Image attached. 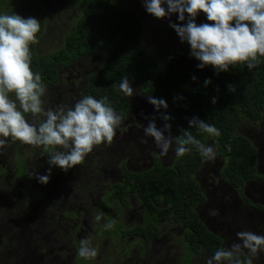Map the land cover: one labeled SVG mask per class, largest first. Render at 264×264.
Segmentation results:
<instances>
[{"label":"rangeland","instance_id":"374dc122","mask_svg":"<svg viewBox=\"0 0 264 264\" xmlns=\"http://www.w3.org/2000/svg\"><path fill=\"white\" fill-rule=\"evenodd\" d=\"M41 1L43 3L35 0L30 5V0H0V14L16 13L40 21L42 34H36L39 38L34 43L37 55L48 54L62 44L79 12L78 6L84 2ZM114 2L137 12L144 25V44L162 62L165 59L162 49L181 47L178 40L168 39L164 33L170 23L180 22L178 14L157 19L146 12L143 0ZM185 16L186 22L187 14ZM195 22L210 23L203 12L197 15ZM102 59L103 52L95 49L88 56L73 60L60 69L58 82L54 86L44 84L46 94L42 99L45 109H67L87 96L86 75ZM128 80L134 94L125 96L118 88L129 102L130 109L126 116L120 115L122 122L116 129L113 141L94 146L82 163L67 171L51 166L47 184L37 180L38 175L47 174L50 168L46 155L50 158L54 150L63 149L60 146H32L7 138L6 146L0 149V264H206L212 257L199 253L188 262V254L184 253L181 240L182 228L174 226L166 217H163L161 224L167 227L164 235L173 244H168L169 241L165 244L154 242L148 245V252L137 249L140 246L137 244L138 247H131L133 249H130L128 256H125L126 242L123 243L125 246L113 247L114 243L119 244L118 239L111 238L110 234L115 233L114 228L106 229V224L112 221L118 223L116 218L126 226L141 222V209L133 199V206L120 211L115 194H112L119 189L116 184L122 182L123 168L142 171L151 167L155 160L169 165L178 158L175 154L177 144L173 138L167 155L161 156L153 138L145 136L144 127L153 119L166 138L171 136L169 131H164V124L167 123L162 119L164 108L157 111L148 102L149 96L142 91L136 79L131 77ZM25 116L30 123L38 124L43 120V117H33L30 113ZM236 132L246 136L256 147L259 159L256 171L258 175H264V113L255 124L241 119ZM205 145L213 147L210 139L206 140ZM21 158L27 161L28 182ZM220 160L216 151L214 159L204 158L196 178L207 201L196 208L208 229L224 238L227 248L239 242L237 233L242 231L264 236V208L259 210L253 207V204L261 203L264 206V183L251 180L252 183L248 182L240 191L219 177L225 185L220 184ZM124 176L128 178L127 174ZM244 197L251 204H247ZM97 216H100L99 220ZM98 235L107 236L99 238ZM85 238H89L91 246L97 249L98 254L94 259L87 260L78 254L80 240ZM246 253L247 250L243 256L248 259ZM244 259L241 260L246 264L247 259ZM253 264H264V252H259L253 258Z\"/></svg>","mask_w":264,"mask_h":264},{"label":"trees","instance_id":"16d2710c","mask_svg":"<svg viewBox=\"0 0 264 264\" xmlns=\"http://www.w3.org/2000/svg\"><path fill=\"white\" fill-rule=\"evenodd\" d=\"M78 11L71 30L56 50L37 55L35 44L30 45L31 69L40 74L43 84L54 86L60 69L100 49L103 52L101 63L85 78L87 96L97 100L107 97L108 105L119 115L126 116L130 104L119 93L118 85L122 78L133 77L149 97L166 101L164 114L171 117L167 123L171 125L170 134L176 144L183 138L182 130H188L204 144L207 139L212 141L222 162L219 177L230 187L240 191L251 180H264V175L256 171V147L246 136L236 132L241 119L255 124L264 113V57L258 56L251 70L246 63L230 66L227 72L217 73L211 65L200 69L197 67L200 62L191 56L187 41L181 42L174 29L167 26L165 37L178 40L181 47L162 49L165 58L162 62L146 48L144 25L136 11L114 0H84ZM37 34H42V29ZM205 79L211 80L206 87ZM229 85L235 87L234 92L229 91ZM213 97L217 98L215 104ZM193 117L215 126L220 135L210 136L197 128L190 129L188 121ZM187 147L191 151L169 165L155 160L142 171L123 168L122 182L116 184L119 189L112 194L120 211L133 206V199L141 209L142 222L126 226L116 219L118 223H114L115 233L110 234L111 238L136 236L148 246L159 234L157 224L162 215L182 228L181 240L184 253L189 256L188 262L193 255L213 256L218 249L225 248L224 238L208 229L197 211L196 206L206 200L196 178L204 157L193 146ZM46 156L48 160L49 155ZM22 169L27 172L25 167ZM253 207L264 208L261 204H253ZM239 259L247 257L241 255Z\"/></svg>","mask_w":264,"mask_h":264},{"label":"clouds","instance_id":"9594fccd","mask_svg":"<svg viewBox=\"0 0 264 264\" xmlns=\"http://www.w3.org/2000/svg\"><path fill=\"white\" fill-rule=\"evenodd\" d=\"M146 12L157 19L178 14L183 23H170L181 42L190 45L191 56L203 69L211 65L217 73L227 72L230 66L246 63L249 70L257 64L258 56L264 57V0H143ZM163 5H166L164 7ZM203 12L210 23L197 24L195 18ZM187 14V21L185 22ZM40 21L36 18H24L16 13L0 14V149L7 144V138L32 146H60L63 150H54L45 175H38L41 184H47L51 166L64 171L83 162L94 146L111 143L122 117L108 105L107 97L97 100L84 96L74 106L65 109L44 107L42 97L46 86L39 73L31 69L30 45L37 42ZM193 81L196 77H192ZM211 83L205 79L204 86ZM119 91L131 97L134 90L127 79L122 78ZM229 91L235 87L229 85ZM14 96V98H12ZM148 102L158 111L167 108L163 99L149 97ZM217 98H212L215 104ZM39 115L43 120L30 123L25 114ZM164 121L171 119L162 115ZM189 128H197L210 136H219V130L198 117L188 121ZM171 125L164 124V131L170 132ZM146 137H152L160 149V155H167L172 145V137L166 138L158 130L155 120L144 127ZM183 138L177 142L175 154L184 156L193 146L206 160L215 158L212 146L205 145L188 130H182ZM142 142L146 143V140ZM258 158V152H257ZM259 161V159H258ZM257 161V162H258ZM97 220L100 216L96 217ZM115 221L104 227L110 229ZM238 243L218 249L206 264H245L239 257L247 250L246 264H253V258L264 252V236L251 231L237 233ZM79 256L90 260L98 252L91 246L89 238L80 240Z\"/></svg>","mask_w":264,"mask_h":264},{"label":"flooded vegetation","instance_id":"af4514ba","mask_svg":"<svg viewBox=\"0 0 264 264\" xmlns=\"http://www.w3.org/2000/svg\"><path fill=\"white\" fill-rule=\"evenodd\" d=\"M30 1H32L31 3H30V5L33 3V1H35V0H30ZM38 3L39 2H42L41 0H36ZM43 3V2H42ZM78 15V14H77ZM77 17V16H76ZM40 36V35H39ZM39 36L37 37V39L39 38ZM65 67V66H64ZM20 162L22 163V165H23V167H25V165H26V163H27V161H26V159L25 158H21L20 159ZM220 162H221V160H220ZM151 164H152V162H151ZM221 166H222V162H221ZM26 169H27V167H25ZM27 173V180L29 181V176H28V171L26 172ZM65 175V174H64ZM218 179H219V176H218ZM219 181H220V184H223V185H225L224 183H222V181L219 179ZM260 182H262V183H264V180H261ZM250 183H252V182H250ZM247 186V185H246ZM204 193V192H203ZM205 194V193H204ZM206 199H207V196H206ZM241 200V199H240ZM239 200V201H240ZM207 201V200H206ZM206 201H204V202H206ZM242 201V200H241ZM262 205H263V203H261ZM158 210H160L161 211V209H158ZM159 214V211H157L156 212V215H158ZM163 217L164 216H160V220H159V222H158V226L160 227V229H159V234H158V236L157 237H155V238H152L151 240H150V246L152 245V244H154V242H156V243H159V242H161V243H163V244H165V243H167L169 240L167 239V237L164 235V233L166 232V230H168L167 229V227H165V225L164 224H161V221H162V219H163ZM201 217V216H200ZM116 218V217H115ZM116 219H118V218H116ZM202 219V218H201ZM203 220V219H202ZM141 222H142V213H141ZM141 222H138V223H141ZM204 222V221H203ZM204 224H205V222H204ZM206 225V224H205ZM174 226H177V225H174ZM178 227H180V226H178ZM207 227V226H206ZM181 228V227H180ZM208 228V227H207ZM104 236H107V235H104ZM221 237V236H220ZM101 238H103V237H101ZM113 238V237H112ZM117 239H118V245H115V243L113 244V247L115 246V247H117V246H120V245H122V246H125V245H123V243L124 242H126L127 243V245H126V247H125V256H128L131 252H129L130 251V249H133L135 246H137V244H139L140 246L137 248V249H142L143 251H145V252H148L149 251V249H148V246H147V244L146 243H144V241L143 240H140V239H138V237H136V236H128V237H122V236H117L116 237ZM116 238H113L114 240L116 239ZM223 238V237H222ZM168 244H173L171 241H169L168 242ZM167 245V244H166ZM226 246V243H225V241H224V247ZM131 247H133V248H131ZM189 257V256H188ZM145 258H143V259H141V260H138V262L137 263H139V262H141V261H143ZM122 261V260H121ZM105 262V261H104ZM104 264H108L107 262H105Z\"/></svg>","mask_w":264,"mask_h":264}]
</instances>
